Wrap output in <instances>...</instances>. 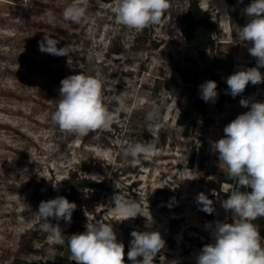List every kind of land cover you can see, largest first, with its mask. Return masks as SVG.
Listing matches in <instances>:
<instances>
[{"label": "rangeland", "instance_id": "374dc122", "mask_svg": "<svg viewBox=\"0 0 264 264\" xmlns=\"http://www.w3.org/2000/svg\"><path fill=\"white\" fill-rule=\"evenodd\" d=\"M195 2L215 29V48L204 54L184 34V15ZM251 2L169 0L160 24L137 31L116 23V0H0V264H75L66 232L71 224L76 234L96 222L112 225L125 246V264H132V231L160 233L165 246L152 264H198L203 247L215 242L216 223L240 219L223 207L221 193L237 190L214 142L252 103L264 102V82H249L235 98L226 83L257 66L251 43L240 37ZM73 4L86 8L88 22L64 19ZM45 33L59 40L58 48L69 46L68 56L41 52ZM259 70L264 76V67ZM77 73L102 81L110 111L123 104L109 129L76 135L53 123L60 82ZM209 80L217 83L218 96L205 102L200 86ZM152 104L159 109L157 151L132 166L122 149L153 139L146 119ZM72 177L94 186L71 222L49 218L64 234L59 244L42 230L37 211ZM200 193L212 201L211 213L198 202ZM117 194L137 203L143 216L117 221Z\"/></svg>", "mask_w": 264, "mask_h": 264}, {"label": "clouds", "instance_id": "9594fccd", "mask_svg": "<svg viewBox=\"0 0 264 264\" xmlns=\"http://www.w3.org/2000/svg\"><path fill=\"white\" fill-rule=\"evenodd\" d=\"M168 8L169 0H116L111 11L117 24L142 31L160 24ZM244 14L249 20L241 27L240 37L242 41L251 43L248 51L256 58L257 66L227 77L226 83L233 98L243 93L249 82L253 85L264 82L259 70L264 67V0H252L244 9ZM63 16L65 20L77 24L88 22L86 8L79 4L65 8ZM58 43L59 40L45 33L39 49L54 56H68L69 46L58 48ZM60 83V99L51 119L67 133L87 135L91 131L109 129L123 108L121 104L116 110H109L103 101V83L98 78L77 73L62 79ZM200 89L205 102L215 101L218 96L215 81H206ZM172 100L175 101L174 98ZM240 103L248 107L247 100L242 99ZM158 114V107L152 104L146 115L150 122L147 130L153 137L151 141L129 143L122 149V156L125 159L130 157L132 166H138L141 157L147 159L156 153V134L160 128L155 123ZM214 149L219 154V161L227 165L228 175L237 179L241 188L250 191H234L223 201V207L240 219L235 223H216L215 242L203 247L197 258L198 264H264V245L261 244L257 227L252 223L258 217H264V102L252 103L249 111L227 124L224 137L214 142ZM113 199L112 210L119 217L117 221L142 215L137 203L123 199L120 194ZM197 199L206 212L213 211L212 201L203 193ZM76 207L74 202H69L63 196L42 201L37 211L44 221L42 230L51 232L56 242L63 244L64 234L60 226L51 224L49 218L71 222ZM85 227L86 231L72 234L68 239L75 264H125V246L117 241L111 224L87 223ZM130 235L133 239L127 258L132 264H152L165 246L160 233L156 231H132ZM138 257L143 259L138 260Z\"/></svg>", "mask_w": 264, "mask_h": 264}, {"label": "trees", "instance_id": "16d2710c", "mask_svg": "<svg viewBox=\"0 0 264 264\" xmlns=\"http://www.w3.org/2000/svg\"><path fill=\"white\" fill-rule=\"evenodd\" d=\"M184 34L185 37L191 42L196 49L200 52V54H204V52L208 49H214L216 45V39L213 37L214 33V25L210 19V16L204 11L198 2L191 3L188 11L184 15ZM214 63L217 66L220 64L218 59L214 60ZM233 62L230 63L229 69L232 70ZM227 87V86H226ZM189 121V119H187ZM230 183H233L234 190L240 191H250L247 188H241L237 182V179L232 178L229 180ZM94 183L90 182L88 179L83 178L82 180H76L75 177L70 178L68 181L61 184L59 189V195L66 197L69 202H74L77 205V209L72 214V217H77V213L79 210V204H81L82 199L85 197L86 189L93 188ZM222 196L226 200L231 193L229 191H223ZM77 212V213H76ZM255 222V221H254ZM260 237L264 239V217H260V222L256 223ZM72 231H67L66 243L68 244L69 237L73 234L74 224L70 225Z\"/></svg>", "mask_w": 264, "mask_h": 264}]
</instances>
